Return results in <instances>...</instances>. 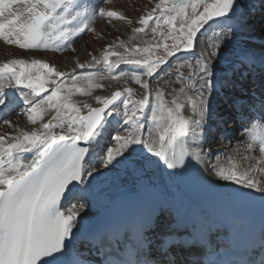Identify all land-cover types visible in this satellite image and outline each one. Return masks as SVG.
Wrapping results in <instances>:
<instances>
[{"label": "snow or ice", "instance_id": "snow-or-ice-1", "mask_svg": "<svg viewBox=\"0 0 264 264\" xmlns=\"http://www.w3.org/2000/svg\"><path fill=\"white\" fill-rule=\"evenodd\" d=\"M15 5L19 7L14 8ZM97 15L114 20L126 19L99 5L84 8L77 0H0V40L23 50L59 51L62 47H70L73 36L91 31ZM149 21H154L156 26L151 31L159 35L161 41L132 48L120 43L118 47L124 49L123 53L114 48L106 49L102 57L105 72L83 77L71 75L67 77L71 86H66L63 93L61 84L64 80L61 78L65 73L46 62L11 59L0 64V105L13 102L5 89L16 87L19 91L25 88L31 91H21L20 98L26 106L25 115L30 124L35 125L37 120H44L45 114L53 113L39 129L31 132L17 129L14 136H0V264H90L74 259L72 245L68 242L84 205L61 211V198L66 194L80 193L82 189L77 185L84 184L85 176L103 175L97 171L98 166L108 169L117 164L133 163L134 146H142L148 153L159 157L171 170L182 169L187 157L202 163L204 158L212 155L210 151L203 152L200 143L211 112V98L216 92L236 87L232 77L239 71V66L252 67L257 63L253 54L241 51L237 53L236 62L229 69L222 70L224 75H217L224 50L247 23L244 9L239 0H160L151 13L139 19L143 27L132 31L144 33ZM210 22L216 28L199 42L200 54L194 55L193 61L181 63L176 68L174 80L171 79L172 73L164 70L165 76L170 77L165 84L180 85L179 89L171 88L168 93L171 98L167 99L159 86L151 88V79L168 57L180 51L194 54L198 34L206 25L211 27ZM165 26L167 33L163 30ZM217 28L221 30L217 31ZM169 39L173 41L171 45L166 43ZM160 48L164 50L163 56L156 55ZM110 57L116 59L113 61ZM94 62L100 63L95 58ZM259 62L264 66V60ZM120 64L133 65L140 71H121L116 75L114 70ZM184 67L189 69L187 76L180 72ZM41 71L44 75L40 74ZM46 77H55L50 82L56 87L51 89L50 95L41 97L42 92L48 91ZM129 77L144 90L141 98L134 99L132 89L125 87L110 97L96 96L95 101L100 107L88 103L81 107L72 102L74 94L87 96L91 95L93 88L103 87L97 80L110 78L119 81ZM57 80L61 84H57ZM80 80L88 82L87 89L76 86ZM117 101L123 105L125 134L113 135L114 146L105 145L100 149L98 166L85 167L86 158L93 153V142L99 146L104 135L105 118L120 114ZM260 104L264 110V100ZM84 109L86 114H82ZM185 111L189 113L187 116ZM237 112L239 114L240 109ZM254 120L253 117L248 121L244 151L258 149L260 156H244L243 160L254 159L255 163L242 166L235 154L223 161L217 155V163L210 167L218 179L254 190L264 201V179L257 178V173L264 177V115L260 121ZM5 123L11 127L10 121L5 120ZM222 124L223 120H220L218 126ZM145 129L147 136L143 134ZM81 142L85 146H81ZM190 144L197 147L190 148ZM239 152L240 149H236V153ZM21 153H28L29 157L22 160ZM152 225L150 231H158L160 238L155 243L151 239L138 241L134 250L138 258L122 260L120 264H179L177 253L182 248L172 238V225L167 223L163 209ZM261 251H264V244ZM243 264H257V261L249 258ZM259 264H264V259Z\"/></svg>", "mask_w": 264, "mask_h": 264}, {"label": "bare ground", "instance_id": "bare-ground-1", "mask_svg": "<svg viewBox=\"0 0 264 264\" xmlns=\"http://www.w3.org/2000/svg\"><path fill=\"white\" fill-rule=\"evenodd\" d=\"M258 1L260 0H256V2L253 1L249 3V5L244 4V3L241 4V6L244 9L245 15L248 16L247 19L249 18V15L253 13L254 9L257 8V11H258L260 10V6L262 9V5L260 3H257ZM77 3L78 4L80 3L82 5L83 2L79 1ZM90 3L91 5L89 8L96 6V5H99L100 7V5L103 4L101 1H98V0H91ZM119 4L120 3L118 2V0H109V2H106V4L102 6L106 11H117ZM15 7H19V5H15L14 8ZM124 10L126 11V9ZM126 15H124L126 19L120 20L118 23L117 21L116 23H113L115 20L111 23V21H109L110 18H106V17H104L103 19H99L98 17L99 15H97L95 17V20L98 17V21L96 20L95 22L94 20L92 22L91 24L92 30L89 32L87 31L86 34L82 36V38L75 41V43L72 44L70 47H68L66 50L62 51V54L61 52L57 53V52H52V51H42L40 53H30L27 51L23 52V50L21 51L17 49L15 46L5 44L2 40H0V64L5 63L11 59H30V61L31 59L33 60L36 59L42 62H46L50 66H54L55 68H57L58 71L66 73L65 77L61 78L62 80H64V84H61L60 80L57 82V84H61V91L63 93V89L66 86H71V83H72L70 79H67V77L71 75L83 77V76H87L90 73H104L105 72V68L103 64L95 63L94 61L92 62L93 58L96 57L98 54H100L101 51H103L104 44L102 45L98 41L101 39V36L104 33V31L109 32V31H112L113 29H116L119 32L118 37L120 38H123V36L126 37V35H128L132 31V29L135 28L136 26L135 22L137 20L133 14L131 15V13H129V10ZM128 21H131V23H128ZM105 22L108 24H105ZM210 24H211V27L207 25L203 29V31L205 30L203 33L206 34L207 32L212 31L213 28H216V25L214 23H210ZM216 30L220 31L221 29L217 28ZM246 30L244 28L242 29V31L237 32L235 35V38L231 41L229 47L224 50L221 60L218 62V72H217L218 76H223L224 71L222 70L229 69L232 66V64L236 62L238 52L247 51L253 54L257 58V63L259 64H261L259 61L264 60V30L257 31L258 35L259 34L261 35L262 37L261 39L259 37H250L249 35H247ZM242 32H244V35H242ZM107 34L110 35L109 33ZM110 44L111 45L114 44V40L112 38H111ZM174 60L175 58L174 59L172 58L166 67H168L171 63L177 61L178 59L175 61ZM78 65H83V67H79ZM166 67H164L163 69H165ZM240 67L241 66H239V68ZM121 71L139 72L140 69L136 68L133 65L122 64V65H119L114 70V74L119 75ZM159 75L158 74L154 75L151 81L152 80L155 81L156 77L157 76L159 77ZM184 75H187V74L185 73ZM163 76H165V74ZM235 78H237L236 73L232 77V79H235ZM142 79L147 80L149 78L142 77ZM169 79L170 77L168 78L165 77L164 79L160 81H158L159 79L156 80L158 82L153 81L154 83H151L150 87L155 89L157 86H159L161 90L165 92L166 98L170 99L171 97L168 95V93L171 91V88L175 87L176 89H179L180 85L179 84H171V85L165 84L164 81L169 80ZM171 79L174 80L175 77H172ZM96 82L101 84L103 87L93 88L91 91V95H87V96H81L79 94H74L72 96V102L76 103L78 106H81V107L83 106L84 103H88L91 106H97L99 104H97L95 101L96 96L107 97L108 95H110V93L113 90H116V89H121L123 91L125 87L131 88L135 94L133 97L134 99L141 98L143 91H144L143 89L139 87V85L134 83L130 77L127 78L126 80L121 79L119 81H116V80H112L108 78V79H103V80H97ZM76 86L81 87L83 89H87L88 82L85 80H80L76 83ZM53 87H56V85H54ZM53 87H51V89ZM51 89H48L47 92H42L41 97L50 95ZM5 91L9 92L10 98L12 96V93H15V95L18 94V92L14 91L11 88L5 89ZM221 95L222 93L220 92L214 93L210 101L211 112L207 119L205 135L200 142L202 146V151L205 153L209 151L212 153L214 149L217 150L216 148H214L213 150L206 148L204 143L206 140H208L207 135L214 128L216 117L213 112L215 111L216 113L222 109L221 108L222 107ZM41 97H30V99L39 100ZM117 105L120 106V114L114 115L113 117H110V118L109 117L105 118L106 124L104 128V135L100 139L99 146H97L95 141L93 142V146H92L93 153L88 156L85 167H90L93 165L98 166V158H99L100 149L104 147L105 145L114 146L113 143L109 144L112 138V135L116 133V131L118 130V127L123 124L122 123L123 105L121 104L120 101ZM84 111H86V109H84L82 113ZM22 112H23L22 117L15 116V117H12L11 119H7L8 121H10L11 127L5 122L1 123V125L3 124V126L1 127L0 125V136H4L5 138L14 136L17 134V129H21L27 132H31L33 129H39L40 124L43 122H47L53 115L52 112H49L44 115L43 121L37 120V123L33 125L29 123L27 119V115H25V109ZM146 113H147V110H146ZM188 114L189 113L187 111L184 112V115L187 116ZM145 123L147 124V121H145ZM238 127L240 126L237 125V127H234V126L229 127L230 129H233V135L235 134L234 136L236 137L237 142L236 144L231 141L230 142L227 141L224 143V145H227L226 143L228 142L232 143L231 145H227V147H231V152L230 154H227L225 157L235 154L238 164H241L242 166H247L248 164H254L255 163L254 159L244 161L243 157L250 156V157L258 158L260 156V153L258 149L252 152L244 151V145L247 143V136H246L245 131L238 133L237 132ZM56 131L59 132L60 129H56ZM143 134L144 136L148 135L146 129L143 131ZM215 145H219V144L216 143ZM220 146L221 145H219L218 147ZM189 147L196 148L197 145L190 144ZM139 148L141 152L138 155H135L137 157L133 156V163L117 164L114 167L109 166L108 169H105L102 166H98L97 171L102 172L103 175L94 173L93 177H87V176L84 177L85 182L84 184H82V186L84 188V193L86 196L85 201L83 202L82 200V201H79L78 203L72 202L66 205V207L64 208V210H66L72 206L79 207L81 204L84 205L83 212H81L79 216H77V220H76L77 227L74 228L73 231H76L79 228L83 227L103 207L102 206L103 202L109 196L123 189L135 190L141 186L153 184L154 187H158L157 201H159L160 204L163 202L162 205H167L168 207L170 206L175 207L177 206V204H179L181 194H178V189H180V187L178 186L175 180L174 170L168 169L162 159H160L159 157L153 156L151 153H148L147 150L144 149L142 146H140ZM236 149H240V152L236 153ZM20 155H21L22 160L25 157H29L28 153H21ZM225 157H221L220 160L223 161ZM187 160H189L190 165L192 166L194 171L198 174V176L204 179L205 181L213 185H216V186L218 185L221 187L235 186V187L241 188L239 185L233 184L229 181H222L215 176L214 170L210 167V165L216 164L217 160L210 161L208 157L204 158L202 163H197V161L193 160L191 157H187ZM257 178L264 179V177H260L258 173H257ZM251 191H254V190H251Z\"/></svg>", "mask_w": 264, "mask_h": 264}, {"label": "rangeland", "instance_id": "rangeland-1", "mask_svg": "<svg viewBox=\"0 0 264 264\" xmlns=\"http://www.w3.org/2000/svg\"><path fill=\"white\" fill-rule=\"evenodd\" d=\"M253 1H255V0H239V3L240 4H243L244 3V4L249 5V3L253 2ZM118 2L120 3L119 4V7H118L119 10L117 9L118 13H120L121 15L124 16V15H126L128 13V10H129V13H131V15L133 14L136 17V19H137L136 22H135L136 23L135 24L136 25L135 28H137V27H143L141 24H139V22H138L139 19L142 16H147L149 13H151L152 12V9L156 6V4L160 3V0H118ZM122 2H124V3H122ZM105 4H106V2H104L102 5H105ZM102 5L100 7H103ZM259 6H260V4H259ZM124 9H126L127 12ZM260 9H261V6H260ZM120 10H122V11H120ZM254 11H257V8L254 9ZM125 12H126V14H125ZM190 13H191V10L189 9V14ZM158 14H159V10L157 9L156 15H158ZM98 17H99V19H103L104 18V17L102 18L100 16H98ZM98 17L96 19L97 21H98ZM247 17L248 16L245 15V19H246L247 23L243 27V29L244 28H245V30L247 29L246 30L247 31V35H249L250 37H259L261 39L262 37H261L260 34L258 35L257 31L258 30H264V23H263L264 21L261 22V21H259L258 19H255V18L254 19L253 18H248L247 19ZM96 20H95V22H96ZM109 21H111V23H112L114 21V19H111L110 18ZM116 21L118 23L120 20H115L113 23H116ZM106 22H108V21H106ZM106 22H105V24H108ZM155 26L156 25H155L154 21H149V27L145 29V32L144 33H134L133 31H131L128 35H126V37L123 36V38L118 37L119 32L116 29H113L112 30L113 32L112 31H109V32L104 31V33L101 36V39L98 41L100 44H102V45L104 44L103 45V51H101L100 54H98L96 57H94L95 60H99L100 61L99 64H103L102 57L105 54V50L106 49H113L114 48L116 51H118L120 53H123L124 52V49L118 47V45L120 43H124L129 48L136 47V46L146 47V46H149V45H155L158 41H161V37L159 35H156V34L152 33V31H151V28L152 27H155ZM178 26H179V24L177 22V27ZM163 30H164L165 33H167V31H168V29H167L166 26L164 27ZM107 33H109L110 35H108ZM210 34H211V31L210 32H207L205 34V33H203V29L201 30V33L198 34V37H197V46H196V48L194 50V54L193 53L184 52V51H180V52H177L176 55H174L172 57H168L167 58V62L164 65L161 66V69H159L155 75H157V74L159 75L161 72L162 73L159 75V77L157 76L158 78L156 77L155 81L152 80L151 83L158 82V81L162 80L161 77H163V79L165 77L168 78V76H163L164 75V70H167L170 73H172L171 78L172 77H175L176 76V68H177V66H179L181 63H186V60L187 61L194 60V55H199L200 54V43L199 42L201 40H203L205 36H210ZM242 35H244V32H242ZM111 38L114 40V44H112V45L110 44ZM172 42L173 41L170 40V39L166 41V43L169 44V45H171ZM13 46H15L17 49H19L21 51L23 50V49H20L19 47H17L16 45H13ZM26 51L27 52H30V53H40V52H42L40 50L39 51L38 50H35V51L34 50H23V52H26ZM65 53H67V52H65ZM156 55L157 56H163L164 55V50L162 48L157 49L156 50ZM94 58H93L92 62L94 61ZM154 58L155 57H153V59ZM172 58L173 59L174 58H180V59L179 60L175 59L177 61L171 63L168 67H166L168 65L169 61H171ZM115 59H116V57H110V60H113L114 61ZM24 60L25 61L27 60V62H30V59H24ZM31 60H33V59H31ZM176 64H177V66H176ZM120 65H122V64H120ZM52 67H54V66H52ZM164 67H166V68L163 69ZM55 69L58 70L57 68H55ZM188 71H189V69L187 67H184V68L180 69V72L183 75L185 73L188 74ZM40 74L41 75H44L43 71H41ZM67 74H68V72H67ZM65 75H66V73H65ZM184 76H187V75H184ZM46 78L49 80V82L45 84V88L51 89V87H53L54 84H52L50 82V80L51 79H56V78L55 77H46ZM156 80H158V81H156ZM58 81L59 80H57V82ZM30 91H31L30 89H26V92H30ZM22 113L23 112L21 111L20 113L15 114L13 117H15V116L16 117H22V115H23ZM2 126H3V124L1 125V127ZM123 128L125 129L126 126L124 125L122 127V130H123ZM116 134L124 135L125 132L124 131L123 132H118ZM206 139H207V137H206ZM111 142H112V140H111ZM225 142L226 141H223V140H216V141H212V142L211 141H206L205 142V147L206 148H208L210 150H213L214 148L217 149V150L214 149V151L212 152V155L210 157H208V159L210 161L217 160V155H219V157L221 158V157H225L227 154H230L231 147H227V145H231L232 143H229L228 142V143H226L227 145H224ZM215 143H217V144H219L221 146L218 147L219 145H215ZM139 147L140 146H134V148L136 149V152L134 153L133 156L138 155L141 152ZM135 157H137V156H135Z\"/></svg>", "mask_w": 264, "mask_h": 264}, {"label": "water", "instance_id": "water-1", "mask_svg": "<svg viewBox=\"0 0 264 264\" xmlns=\"http://www.w3.org/2000/svg\"><path fill=\"white\" fill-rule=\"evenodd\" d=\"M114 92H115V91H114ZM110 96H111V95H110ZM110 96H109V97H110ZM100 106H101V105H99V106H97V107H100ZM83 114H86V112H85V113H83Z\"/></svg>", "mask_w": 264, "mask_h": 264}]
</instances>
